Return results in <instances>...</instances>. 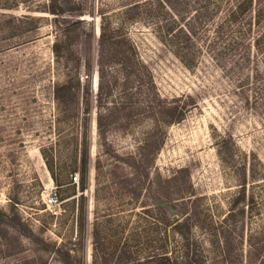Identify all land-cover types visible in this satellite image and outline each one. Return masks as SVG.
<instances>
[{"label":"rangeland","instance_id":"rangeland-1","mask_svg":"<svg viewBox=\"0 0 264 264\" xmlns=\"http://www.w3.org/2000/svg\"><path fill=\"white\" fill-rule=\"evenodd\" d=\"M232 1L208 20L205 0H58L60 16L51 0H0V217L17 223L1 224L0 264H264V0L238 21ZM117 27L149 98L116 60L101 76L98 38ZM74 75L80 95L61 102ZM150 98L187 103L183 118L129 108Z\"/></svg>","mask_w":264,"mask_h":264},{"label":"trees","instance_id":"trees-1","mask_svg":"<svg viewBox=\"0 0 264 264\" xmlns=\"http://www.w3.org/2000/svg\"><path fill=\"white\" fill-rule=\"evenodd\" d=\"M168 2L171 0H167ZM235 2V0L232 1V3ZM236 4H232L231 7L228 8V18L231 17L233 21H238L240 18L248 14L253 10V3L254 0H240L236 1ZM222 0H205V3L203 5L204 7V15L210 17L208 20H213V16L216 13V10L213 9V6L217 7V9H221L223 6H221ZM137 6V5H135ZM212 8V9H211ZM48 11L60 16L64 13V9L62 5L59 4L58 0H51V3L48 6ZM256 16H258V22L262 21V17L264 16V13L262 14L260 10L256 12ZM227 19V18H226ZM183 20V19H182ZM81 19H71V25H74V27L81 23ZM223 23V22H222ZM70 27V26H69ZM71 29L68 28V31ZM189 30V29H188ZM110 35L107 36L106 30L101 33V35L98 38V58L97 62L99 63L101 67V76L102 78L105 76L106 70L104 69V66L108 64V61L110 59L116 60L120 63V65L124 68V70L127 72V74H133L137 78V86L139 87L141 94L145 92V95L147 98L146 90L150 91V88H153V85H148L151 83V72L148 69L147 65L143 64L137 57L135 56L134 47L132 43L128 40V37L121 35L122 29L120 27L110 29ZM184 32H186L183 29ZM71 37V36H70ZM69 37V38H70ZM88 48H87V54L88 56V65L89 67L92 65V62L94 61L92 57V39L93 36L91 33L88 34ZM73 41H56L54 44V50L57 53L63 52L64 48L74 47ZM107 47H110L109 51L107 52ZM81 50V49H79ZM95 50V49H94ZM81 53V52H80ZM79 53V54H80ZM108 53L110 55L108 56ZM109 58V59H108ZM77 82V84H76ZM99 95L103 97V94L105 91H107V87L103 84L100 85ZM150 86V87H149ZM54 95L58 100L61 102H67L70 100V98L74 99L77 98L78 95H80V81L77 76L74 75V77L70 78L66 83H63L61 85L56 86L54 90ZM145 104L146 107H142L143 110H149L150 114L153 115L155 118L162 120V121H174V120H180L183 118L187 103H177L173 106L168 105L167 103H164L161 99L156 98H150L147 100H139L136 101V103L129 105V108H132L134 110L136 107H138L136 104L140 105ZM128 108V106L126 107ZM87 160L84 158V164L86 165ZM248 183V177L244 175L241 186L242 191L238 197V206H241L240 201L242 199L246 198V186ZM170 206H164L162 205L163 210L169 214V209L172 208ZM6 222L7 226H16L17 223H15L11 218L6 216V219H2L0 217V230H1V224ZM47 244H50L46 242ZM51 248H54V246H50ZM60 254L63 255V260L66 261L67 258L70 257V254L65 251L62 252L59 248L56 249ZM183 260H181L182 262ZM205 264L201 259H198V257L193 256L187 260L185 264ZM176 261H173L172 258L167 254H158L157 256L147 258L146 260L137 263V264H176Z\"/></svg>","mask_w":264,"mask_h":264},{"label":"built area","instance_id":"built-area-1","mask_svg":"<svg viewBox=\"0 0 264 264\" xmlns=\"http://www.w3.org/2000/svg\"><path fill=\"white\" fill-rule=\"evenodd\" d=\"M75 179L76 181H78V175L75 176ZM46 204L52 211L58 210V207L61 204V200L54 189H51L47 194Z\"/></svg>","mask_w":264,"mask_h":264},{"label":"water","instance_id":"water-1","mask_svg":"<svg viewBox=\"0 0 264 264\" xmlns=\"http://www.w3.org/2000/svg\"><path fill=\"white\" fill-rule=\"evenodd\" d=\"M169 215L172 221H177L180 218V214L172 208L169 209Z\"/></svg>","mask_w":264,"mask_h":264}]
</instances>
